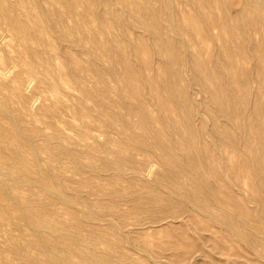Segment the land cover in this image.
Returning <instances> with one entry per match:
<instances>
[{
	"label": "bare ground",
	"instance_id": "6f19581e",
	"mask_svg": "<svg viewBox=\"0 0 264 264\" xmlns=\"http://www.w3.org/2000/svg\"><path fill=\"white\" fill-rule=\"evenodd\" d=\"M156 1L158 6L154 5ZM230 3L231 0L229 3L228 0H17L14 4L2 1L0 24L14 31L16 44L12 49L0 46V79L6 80L10 89L17 93L13 100L18 107L14 113H9V100L1 99L0 108L8 115L7 121L0 116V264H17L19 260V264L140 263L133 258L129 260L130 257L125 256L128 258L125 259L121 251L112 255L114 247L101 249L98 242L90 241L93 237L107 238L109 231L102 233L107 227L92 225L93 230L89 226L93 237H88L78 229V214L61 213L54 200L53 206L45 207L39 200H35L38 203L35 204L26 197L24 188L31 183L38 191L41 188L53 193L68 208L78 203L74 198L78 191H70L78 189L76 181L77 185L73 184V180L78 179L75 173L76 178L70 175L72 181L66 182L70 179L62 178V167L57 168L55 178H50L44 171H41L44 173L41 177L34 165L33 160H37L41 151L33 144L38 135L26 131L20 115L24 107H28L30 96H25L24 90L30 85V78H35L36 83L35 95L31 96L29 105L34 106L41 98L38 104L53 121L48 120L46 126H54L53 136L61 146L57 151L63 148L70 156L78 158L75 147L67 148V140L73 135L77 137L75 146L78 147L80 141L89 151L96 152L95 146L100 142L110 148L117 140L112 134H116L123 139L117 142L119 152L130 153L125 160L118 158L117 172H123V175L127 171L134 178L150 179V174L155 176L152 174L153 160L160 159L166 165L163 170L168 172L166 176L172 172L175 180L170 176L169 179L174 181L173 185H177L176 180L180 178H189L187 185L185 181L182 186L188 188L192 184L191 191L181 189V185L177 191L181 198L185 196L184 200L188 198L194 206L206 210H203L206 217L199 213L200 208L190 211L191 205L184 200L186 205L182 201L181 205L186 206V212H193L191 214L199 222L194 221L195 227L199 224L206 229L213 224L219 226H214L221 234H218L220 238L214 239L219 242H214L221 248L217 250L224 254L219 258L220 263L264 264V0H242L237 18L228 12ZM16 60L27 69L15 71ZM185 79L187 83H184ZM252 80L256 81V87ZM201 91L205 95L197 98ZM83 110L87 113L80 112L78 118V111ZM79 119L82 136L78 141ZM66 124L77 127L72 136ZM53 136L46 133L42 138L52 139ZM91 139H95L96 145L89 143ZM96 140L100 142L96 143ZM11 145L13 149L7 152ZM52 154L53 150H50L49 157ZM32 170H38L37 180L30 173ZM159 173L156 178L167 174ZM5 174L10 180H6ZM211 177L216 179L215 184L211 181L213 185L208 183ZM159 178L157 188L162 186L165 176L161 177L164 180ZM206 178L210 180L206 182ZM10 181L15 185L11 187ZM172 181L168 182L171 184ZM16 186L24 189V194L20 188L15 191ZM93 187L90 188L92 191L95 190ZM98 189L93 192L98 194ZM148 189L153 193L149 203L154 208L164 199L161 197L159 201L161 195L157 190ZM133 204L136 206L140 202ZM211 204L217 208L213 209ZM183 209L179 210L182 214ZM212 210L222 213L216 211L214 214ZM187 213L183 215L190 217ZM177 215L176 212L174 216L168 213L167 217ZM95 216L98 219L104 214ZM189 217L192 225L194 219ZM143 223L140 225L144 228L146 223ZM11 224L15 229L16 226L20 228L16 231L20 235L7 228ZM158 226L156 229H161L162 225ZM163 226L165 233L169 227ZM212 228L207 230L208 235L217 232ZM201 229L198 230L200 233L206 230ZM170 233L174 235L175 229ZM13 235L20 236V241ZM133 240L131 242L135 244ZM177 242L171 243L175 247ZM182 242L179 243L183 245L185 242ZM165 243L169 248L171 243ZM144 244L142 247L146 246ZM148 245H152L151 249L155 247L151 243ZM168 248L164 250L171 249ZM199 248L200 251L203 247ZM205 248L202 249L203 253L206 250L204 254L209 252ZM195 249L191 253L187 250V253L196 255ZM170 252L167 253L170 255ZM180 252L182 254L183 249ZM206 261L209 260L206 258Z\"/></svg>",
	"mask_w": 264,
	"mask_h": 264
},
{
	"label": "rangeland",
	"instance_id": "374dc122",
	"mask_svg": "<svg viewBox=\"0 0 264 264\" xmlns=\"http://www.w3.org/2000/svg\"><path fill=\"white\" fill-rule=\"evenodd\" d=\"M2 1H6L7 3L14 4L17 0H0V2H1L0 3V8H1L0 9L1 13L0 14H2V7H1L3 5ZM228 3H229V0H228ZM155 4H157V6L159 5L157 3V1L154 2V5ZM241 6H242V0L241 1L240 0H231V3L229 4V7H228L229 8L228 9L229 14L232 15L234 18H237L238 13L240 12V8H242ZM111 20H112V18H111ZM13 36H14V31L12 29L8 28L7 26L5 27L1 23L0 24V46H3V47L7 46L8 48L12 49V46L14 44H16V41L13 39ZM214 45L219 46L220 43H219V45H218V43H215ZM4 51H6V49H4ZM4 53L5 52H3V54ZM15 63L16 64L18 63L15 66V68H14L15 71L16 70L17 71H24L25 69H27L26 66H23V64L20 61L16 60ZM251 64H252V62H251ZM247 66H249V65H247ZM253 82H254V80H252V82H251L252 85L255 84V85H253V87H256V84H257V83H255L256 81L254 83ZM35 83H36V79L35 78H30V85L28 87H26V90H24V95L25 96H30V98H31V96L35 95V93H34ZM184 83H187V79H185ZM197 94H198L197 98H200L201 96L205 95V93H203L202 91L198 92ZM201 94H203V95H201ZM16 96H17V93L10 89V87L8 86V82L6 80L0 79V106L2 105L1 104V99L9 100L8 101V109H7V111L9 113H12V112L14 113L16 107H18V103H16L13 100V99L16 100V98H15ZM30 98L27 101V103H28L27 109L24 107V109L21 111L20 115L22 117L23 122L25 123V125L27 127L26 131H28L29 134L36 132V134L38 135V138L35 139L33 144H35L36 146L40 147L41 151H40V154H39L37 160H36V158L33 160L34 165L40 171L39 173H41V177L44 174L41 171H44L45 172V174H44L45 176L48 175L50 178L51 177L55 178V176L57 174L56 173L57 168H59V167H62V170H63L62 171V175H63V177L62 176L61 177L62 178L65 177L64 178L65 180L67 178H68L67 180H69L70 179V175L72 176V178L78 177V179H74L73 180V184L74 185L78 184V189H71L70 190L71 192H73L74 190L78 191V194L74 195L75 201L78 202V203H76L72 207L68 208L67 206H64V203H62L60 201V198L55 197V195L53 193H51L48 190L41 189V188H39V191H38L37 187H35L33 184L31 185V183L28 186H26V188H24L25 186H23V188L25 190L22 189L21 187H18V188H20L19 190H22V191H20L21 193H23V190H24V193H25L26 197L29 198V201L31 200L32 203L36 204L37 202H35V200H39V202L42 203L41 205H44L45 207H48V206H53L51 203L54 200V203L56 205L58 204L60 210L53 203L55 205L54 208L57 207L58 209L57 208L56 209L59 210L61 213H64V212L67 213L68 212L69 214H72V213L76 214V215L78 214V229L82 230V233L84 235L88 236V237H90V236H91V238L93 237L92 232L91 231L89 232V228L92 225L94 226V225L98 224V227L96 226L97 228H99V225H102L101 228L102 227H107V228H105L107 230H105L104 228H103L104 230H102V233L106 232V231L111 232V234L109 232H106V233H108V235H107L108 237L107 238L100 239V238L93 237L92 238L93 240L91 239L90 241H92V243L96 242L95 244H97V242H98V245L101 246L100 247L101 249H108V248L114 247L117 251L112 248V255H115L116 252L121 251L120 253L122 254V256H123V254H125L124 255L125 259H128L126 257H130L129 260H132V258H133L134 261L140 262L138 264H152V263H156V264H192L194 261H195L194 264H196L197 263L196 260L200 263L201 259L204 262H201L200 264H219L221 262L220 261L221 259H219V258H223L224 254H221L222 251H218L219 249L221 250V248H219V245L216 246L215 242L216 241L219 242V240H214V239L220 238L218 236L221 235V234H219V232H220L218 230L219 228L215 229V227H214V226L217 227L218 225H214L213 224L212 225L213 228L210 225L211 227H209L208 229L212 228L214 231L217 230V232L216 233L215 232L211 233L209 231L210 234L208 235V233H207L208 229L203 228L201 226L202 224L197 225V227H195L196 225L194 226V224H193L194 221H195L196 224H198L199 222H196V219H194V217L192 215L193 212H188V210H187L188 213H190V214L192 213L191 215H192V217L194 219V220L192 219L193 220L192 225H191V222L188 220L189 216L188 215H183V214L187 213L185 211V209H186V206H185L186 204L185 203L191 205V206L188 205L189 208H190L189 209L190 211H191V208H193V210H195V209L198 210L200 208L202 211L199 210V213L200 214L202 213V214L205 215V212H203L204 209H202L199 205H198L199 208L194 206L193 202L190 201L188 198L186 200H189V201L186 202V200L183 199V197L185 198V196L183 195L182 198H181V195L177 191V188L180 185L182 186V184H184V182L187 179L189 180V178H187L185 176V178H180V179L176 180L178 183H177V185L174 183V185H176V186H174L173 185L174 181H172V180L173 179L175 180V178L173 177L172 172L171 173L169 172L172 175L171 176L169 174L170 178L173 177V178H171L172 179L171 180V179H169V176H166V175H168V172H163V170L165 171V168H166L165 166L166 165L164 166L163 165L164 163L163 164L161 163L163 161L160 160V159H159V161L156 160V159L155 160L152 159L153 161H155L154 162V166H155L154 168L155 169H153V172H152V174L154 173L153 175H155V176H151V174H150V176H148V177H151L150 179H148L146 176H145L146 178H144L143 180H142L143 176H141V180L139 178L140 176L139 177L136 176V178H134L135 176L131 175V173H128L127 171H126L125 174L122 175L123 172L122 173L117 172V169L119 168V165H120L119 160H121V159L125 160L128 157L127 154L130 155V153L126 152V151L119 152L117 142L120 141V140H123V139L120 138V137H117L116 134H112V135H114L117 138V140L112 143L110 148L105 143L101 144V142H100L101 139L100 140H96V143H97V141L100 142L99 146L98 145L95 146V147H97L96 150H95L96 152H91V151L88 150L87 146H85L83 144H82L83 145L82 146L80 141H79V137L82 136L81 135L82 134V132H81L82 123L80 122V119L78 121V141H79L78 142V147L75 146L76 142H77V139H76L77 137L75 135H73L72 139L67 140V148L69 149L70 147H75L78 150V153H79L78 154V158L70 156L69 153H67L68 151H66V149L63 150V148H62L61 151H57L58 149L61 148V146L57 143V141L55 140V137L53 136V134L55 132V128H54V126L52 124H51V126H46L48 120L51 121V122H53V121L46 116L45 111L40 107V103L38 104V102H41V98H38L37 99L38 102H35L36 106L34 105L32 107L29 105ZM80 112L83 113V114L87 113L86 110L78 111V118L81 117V113ZM7 115L8 114L6 112H4V110L2 108H0V116L5 117L3 121H7ZM54 119H55V117H54ZM66 126L70 127V134L72 136V133L76 132L77 127L69 126L68 124H66ZM46 133H48V134L50 133L53 136L52 139L42 138V136L44 134H46ZM92 140L93 139H91L89 143L93 144L95 142V139L93 141ZM103 140H104V138H102L101 141H103ZM94 145H96V144L94 143ZM105 147L106 148L108 147L107 149H105L106 151L103 150ZM128 147H131V145H129ZM12 149H13V146L11 145L6 150L8 152V151H10ZM108 149L112 153H109ZM50 150H53V154L49 157V151ZM99 150H101V152ZM80 152H81V154H80ZM98 152H100V153H98ZM102 152H105L106 154L108 153L109 157H107L108 155L106 156L105 153L103 154ZM103 155H105L106 157H103ZM90 157H92V158H90ZM105 158L108 159V161ZM118 158H119V160H118ZM148 160L150 161V158H148ZM86 161H88V162L86 164H84ZM147 163H149V162L147 161ZM76 165H77V167H76ZM105 165H108V166H105ZM162 165L164 166V169H163ZM93 166H94V169L92 168ZM99 166H101V167L99 168ZM97 167H98L99 170L97 169ZM102 168H104L106 170H102ZM174 168H176V167H174ZM38 170H35V171L32 170V172L30 171L31 174L33 173V178H34V175H35V178H34L35 180H37L36 177H38V176H36V175H38V174H36V173H38ZM169 171H171V170H169ZM173 171H175V170L173 169ZM77 172H78V176H77ZM159 172H162V174L163 173H167L165 175L163 174L162 176L159 175V177L161 176L163 178L165 176L164 179L166 180L167 184H166L165 180L160 177L161 180L162 179L164 180L163 181L164 183L162 182L164 185L161 183L162 186L159 187V185H158L159 188H157L156 184L159 183V181H158L159 177L156 178V176H158V174H160ZM74 173H75L76 177L74 176ZM117 175L122 176V178H118ZM6 176L8 177V175L5 174L4 177L6 178ZM115 177L118 180H116ZM153 177L155 179H157V180H155ZM72 178L69 181H66V182H71ZM137 178H139V179H137ZM152 178H153V180H151ZM211 178H212V180H210V178L209 179L206 178L207 179L206 182H208V180H210L208 183H211V181L213 183V181L216 180L215 178L213 179V177H211ZM8 179H9V177L6 180H8ZM131 179L134 180L136 183L134 181H132ZM147 179L149 181H151V182H149ZM138 180H140L139 183L137 182ZM145 180L148 181V182H146ZM161 180H160V182H161ZM167 180L168 181H172L171 184ZM75 181H76L77 184H75ZM187 181L185 182L186 183L185 185H187ZM7 182H9V181H7ZM127 182H128V184H127ZM190 182L191 181H189V183ZM179 183H181V184H179ZM10 184H12L11 181H10ZM125 184H127V185H125ZM137 184H139V186H137ZM214 184H215V181H214ZM14 185L15 184H12L10 186L12 187ZM93 185L95 187V190H97L99 188L98 189V194L93 192L95 190L92 191V189H90L91 187H93ZM33 186H34V188H33ZM123 186L126 187L125 190L123 189L124 188ZM184 186H182L180 188L181 189H185V190L189 189L191 191L192 184L190 185V187L188 186V188H184ZM29 187H32V188L30 189ZM148 187L156 189L157 193H159L161 195V196H159V199L161 197H162V199H164L162 202L157 204V206L153 204L155 206L154 208H152V203H149L150 202L149 201V199H150L149 197L153 193L151 192L152 190L148 189ZM16 188H17V186H16ZM18 188L15 191H17ZM121 188H122V190H121ZM11 189L13 190V188H11ZM123 190H124V192L121 193ZM35 191H37V192H35ZM90 191H92V193ZM117 191L118 192L120 191L119 192L120 195H119V193H118V195H115V192H117ZM93 194H96V195H93ZM125 194H126V197H125ZM67 196H69V194ZM123 198H125V199H123ZM128 198H129V200H128ZM162 199H160L159 201H161ZM211 199H212V197H211ZM127 200H128V202L130 201L129 202L130 204L132 202L135 203V204H136V202L137 203L140 202V204H139L140 207H137L138 204H136V206H135L133 203H132L133 206L130 205V204L128 205ZM133 200H136V202L133 201ZM182 200H184L185 203H183ZM212 200H215V199H212ZM181 201L185 205H181ZM191 202H192V204H191ZM121 203H122V205H121ZM216 204L217 203H215V205ZM211 205L213 206V204H211ZM122 206H124V207H122ZM188 206H187V209H188ZM227 206L230 207L231 205H227ZM218 207H219V205H218ZM121 208H122V210H121ZM181 208L182 209L184 208L183 211H185V212L183 214L181 213L182 211L181 212L179 211V210H182ZM212 208L214 209V208H217V207L213 206ZM218 210H220V209H218ZM232 210H233V208H232ZM173 211H174V214H173ZM178 211L181 214L179 213L177 215ZM204 211H206V210H204ZM212 211H214V210H212ZM216 211H214V214L218 212V214L221 215L222 209H221L220 212L219 211L216 212ZM223 211H224V208H223ZM175 212H176V215H177V216L174 217L175 219L173 217L172 218L167 217L168 213H170V214L172 213V216H174ZM165 213H166V215H165ZM93 214H94V216H93ZM99 214H104V216L102 218L96 219L95 215L98 216ZM163 214L165 215L164 216L165 218L163 217ZM218 214H216V215H218ZM181 215L184 216V217L185 216H188V217H185V219H184ZM191 215H190L189 219L192 218ZM107 216L110 217V218H108ZM157 217L159 219H160V217L163 218V219L161 218V220H159L160 223L158 222V218ZM176 217L177 218L179 217V219L182 220L183 223L181 224L180 222H182V221H180L179 219H178L179 220L178 221ZM180 217H182V218H180ZM205 217H206V215H205ZM117 218H118V220H117ZM109 219H111V220H109ZM152 219H154L155 221L152 220ZM156 219H157V225H159L158 227H160L161 225L163 226L164 222H165V224L167 222L169 223L170 221H168V220H171L172 224H174V225L169 223V224H166L168 226H165V224H164L163 227L164 228H166V227L171 228L172 226H174L175 227L174 228L175 229L174 235H173V233L172 234L170 233V232H173V230H174L173 227L171 228L172 230L169 229V228H166L165 231H167V232H165V233H163L164 229L162 228V226H161V229L157 228L158 229L157 230L156 229L157 225H155ZM205 219H207V218H205ZM113 220H115V221L113 222ZM150 220H151V222H149ZM164 220H166V221H164ZM184 220H187L189 222L187 223V221H184ZM197 220H198V218H197ZM152 221H154V222H152ZM162 221H163V223H161ZM173 221H175L176 223H173ZM141 222L142 223L143 222L146 223V224L143 223L144 224V228H143V225H140ZM108 223H110V224L108 225ZM111 224H113V225H111ZM146 225H148L147 228H149V229H147L145 227ZM93 226H92V228H93ZM9 227L13 230V232L15 231V233H13V234L18 235L17 233H19V235H20L19 231L16 232L18 229L20 230V228L18 226H16L17 229H15V227L12 226V224H11V226L10 225L7 226V228H9ZM151 227H152V229H150ZM87 228H88V230H87ZM92 228H91V230H92ZM153 228H155V229H153ZM176 228H178L180 232H178L177 231L178 229L176 230ZM94 229H95V227L93 228V230ZM167 229H169L170 231L167 230ZM200 229H201V231L203 229H206V230H204V232L202 231V233H203L202 234V233H200L198 231ZM112 230H115V232L113 231L114 234L112 233ZM160 230H162V231H160ZM154 231H156V232H154ZM168 231H169V233H168ZM184 231H185V233H187L186 238H185ZM149 232H152V234L151 233L149 234ZM182 232H183V234H182ZM204 233H205V235H204ZM165 234H167V235L169 234L168 235L169 238H168V236L165 237L166 236ZM16 235L15 236L13 235V237H17ZM203 235L206 236V238ZM202 236H203V238H202ZM207 236L210 237V239H208ZM170 237L172 239H170ZM211 237H213V238H211ZM19 238H20V236H19ZM19 238L17 237V238H14V239L15 240L17 239L16 241H18ZM1 239H0V242L2 241ZM130 239H132V240L134 239L133 242H135V244L132 243L131 242L132 240L130 241ZM165 239H167V240H165ZM173 240L175 242H177L176 240H179L175 244L176 245L175 247H176L177 250L173 249L174 244L171 243ZM181 240L184 241L185 243H187L185 245L186 246L185 249H184V246H183L185 243L182 242ZM19 241H20V239H19ZM129 241H130L131 244L129 243ZM158 242H159V244H157ZM161 242L163 244H165L166 247H165V245L161 244ZM165 242H168V243L170 242L171 243V244L169 243L170 244L169 248H171V249L168 248V245ZM179 242H182V244L183 243L184 244L181 245ZM188 242H190V244H188ZM144 243L146 244V246L149 243L154 244V245L157 244V246L159 248H157L156 245H155L156 248L153 246L154 248H152V249L150 248V247H152V245H148L147 247L143 246L144 247L143 248L142 245ZM212 243H214V244H212ZM98 245H97V247H98L97 250L100 249ZM179 245H181L180 246L181 249H179ZM187 245L189 246L188 248H187ZM208 245H211L214 248L216 246L215 250L217 251V253L215 252V250H211L212 247L208 246ZM140 246H141V249H140ZM177 246H178V248H177ZM199 246H200V248H201V246L203 248L206 247L207 251L211 252L213 255L210 254V255H212V256H210L209 252L206 253L207 255L204 254L205 251H206L205 250L206 248L204 249L205 250L204 253H203V250H202L203 248H201V249L199 248L200 251H202V252H200L197 249ZM148 247L151 249V251H150V249ZM194 247H196V249ZM164 248H166V249L168 248L169 250H171L170 255L168 254L169 250H164ZM146 249H148L149 251L148 250L146 251ZM154 249H157L158 251L157 250L154 251ZM172 249H173V251H172ZM182 249H183V253L184 254L183 253L181 254V252L179 253V251H182ZM194 249H195L196 255L194 253H192V255L194 254L192 256L190 253L193 252ZM94 250H96L95 247H94ZM184 250H186V251L184 252ZM187 250L190 253H187ZM152 251L154 253L157 252L156 255L158 257H155L156 255L153 256L154 253ZM124 252H126V253H124ZM218 252H220V253L218 254ZM160 253L163 254L162 257H160L161 256ZM173 253H175L174 255L176 257L173 255ZM178 253H179V255H178ZM199 253H203L205 256L203 254H199ZM118 254H119V252H118ZM166 254H167L168 257L167 256L165 257ZM215 254L218 256L217 258L215 256ZM171 255H173V256H171ZM200 255H203V256L201 257ZM197 256H200V257H197ZM11 257H13V256L11 255ZM17 258L21 259L20 257H17ZM167 258H169V259H167ZM194 258L196 260H194ZM206 258H207V260H209L208 263L206 261ZM149 259H151V260H149ZM210 259H212V261ZM225 259H226V257L224 259H222L223 263L225 262L224 261ZM20 261L21 260L16 261V262H18L17 264H19ZM150 261H151V263H150ZM173 261H175L176 263H172ZM210 262H212V263H210ZM199 263H197V264H199ZM220 264H222V263H220Z\"/></svg>",
	"mask_w": 264,
	"mask_h": 264
}]
</instances>
